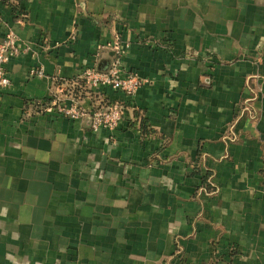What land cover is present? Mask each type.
Here are the masks:
<instances>
[{
    "label": "crops",
    "instance_id": "obj_1",
    "mask_svg": "<svg viewBox=\"0 0 264 264\" xmlns=\"http://www.w3.org/2000/svg\"><path fill=\"white\" fill-rule=\"evenodd\" d=\"M8 30L0 264H264V0H0ZM115 43L136 93L72 87Z\"/></svg>",
    "mask_w": 264,
    "mask_h": 264
},
{
    "label": "built area",
    "instance_id": "obj_2",
    "mask_svg": "<svg viewBox=\"0 0 264 264\" xmlns=\"http://www.w3.org/2000/svg\"><path fill=\"white\" fill-rule=\"evenodd\" d=\"M114 58L106 69L100 70L93 67L83 68L76 79L72 81V87L81 86L93 89L99 86H109L119 90L127 96L136 93L143 80L139 74L126 68L121 59L124 54L123 46L113 44ZM27 50V45L13 31L8 30L4 38L0 39V91L10 85V78L5 69V64L12 56H17ZM30 75H42V71L31 69ZM51 110L75 120L87 117L89 126L93 131L100 129H115L123 117V108L118 103L92 106L89 109L82 107L77 98L70 94L69 98L60 95L54 96Z\"/></svg>",
    "mask_w": 264,
    "mask_h": 264
},
{
    "label": "trees",
    "instance_id": "obj_3",
    "mask_svg": "<svg viewBox=\"0 0 264 264\" xmlns=\"http://www.w3.org/2000/svg\"><path fill=\"white\" fill-rule=\"evenodd\" d=\"M81 85H82V84L80 83V85H79L78 87H80ZM81 87H82V86H81ZM205 188L210 190L211 187H210V186H206Z\"/></svg>",
    "mask_w": 264,
    "mask_h": 264
}]
</instances>
